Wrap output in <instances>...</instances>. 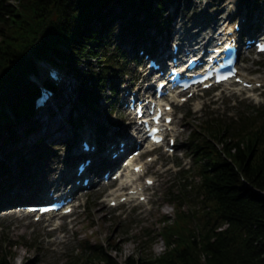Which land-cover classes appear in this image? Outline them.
Segmentation results:
<instances>
[{"label":"trees","instance_id":"trees-1","mask_svg":"<svg viewBox=\"0 0 264 264\" xmlns=\"http://www.w3.org/2000/svg\"><path fill=\"white\" fill-rule=\"evenodd\" d=\"M166 1L0 0V102L5 90L20 88L37 71L38 61L57 58L75 78V105L99 113L105 98L110 113L116 106L110 99L128 73V56L113 42L114 22L121 19L128 32L138 34L151 24L165 30ZM28 93L9 111H0L1 141L18 145L19 129L26 136L42 131L45 123L35 115L39 90L33 85ZM192 148L198 180L172 193L176 219L163 220L156 235L164 239L165 251L154 253L149 234L148 252L129 255L124 264H264V126L253 121L231 132L208 126L194 133ZM14 150L11 157L20 154ZM8 171L0 159V179ZM182 197L195 199L190 203L198 208L197 216L182 210ZM84 245L83 264H120L101 243L87 239ZM118 248L110 242L109 250ZM7 256L0 255V264H10Z\"/></svg>","mask_w":264,"mask_h":264},{"label":"rangeland","instance_id":"rangeland-1","mask_svg":"<svg viewBox=\"0 0 264 264\" xmlns=\"http://www.w3.org/2000/svg\"><path fill=\"white\" fill-rule=\"evenodd\" d=\"M252 1L250 0V7H253ZM230 3L231 0H168L166 2L167 11L163 19L168 31L164 33L156 27L149 29L144 34L148 41L147 46L149 48L154 47L157 55L160 54L163 48L171 53V40L175 37L177 28L181 26L186 29L193 28L192 32H195L196 25L199 23H202L205 27L216 26L215 15L222 13L227 17L230 16L233 11V5ZM263 3L264 1L260 5ZM260 13L263 14L264 12L261 11ZM237 18V15L231 17L232 21L230 23L236 22V20L239 21ZM212 19L213 21H210V24L207 25V20ZM114 25L113 42L115 47L119 45L121 49L127 52L129 57L131 55L129 59L132 60L133 53H129L126 47L130 39H133L137 33H129L124 21L121 19L116 20ZM210 29L207 28L205 33ZM160 34L165 37L161 39ZM150 42H154L153 46ZM141 49L142 47L134 54V58L138 63H141V67L138 68L133 61H128L129 73L136 78V82H140L144 78L145 74L142 71L148 63L144 55L139 54ZM248 56H243L245 61L241 64L242 68L247 73H256L257 69L261 67H258L256 63L252 64ZM42 65L43 63L40 62L37 64L43 70ZM262 67L264 69V57ZM71 75L70 73L68 85L71 83ZM260 75L263 76L261 79H264V70L261 74L255 76ZM31 81V78L24 79L20 88L5 90L4 102L0 104V111L2 108L5 112L9 111L12 105L19 102L20 97L27 95L29 87L33 86ZM72 82L74 81L72 80ZM151 84L150 92L152 91ZM126 85H129V83H126ZM147 85L149 86V84H144L142 87H148ZM66 92V95H69V89ZM66 95L65 93L61 95V100L66 102L64 106H60L59 111H56L55 115L53 114L54 116L43 118L45 124L41 132L25 136L19 129L18 134L22 137V141L18 145L10 141L6 143L3 139V141L0 140V158L2 160L6 159L7 165L10 167L9 178L25 182L28 187H33L31 185L32 181L37 186H44L52 179H57L59 169L65 167L61 161L65 153L74 150L76 147L81 148L84 128L90 129L94 134L93 138L101 144L100 140L102 139L98 135L97 128L110 129L104 135L105 138L109 139L110 136L115 137L118 132L123 131V128L131 121L130 119H134V115L129 113L123 103L118 104L114 113H103L97 116L93 115V112L80 107L81 118L83 119V124L80 126L82 127L84 123L86 126L79 129L81 127L75 125L73 128L70 127L66 130L62 125V121L67 120L71 113L73 116H79V113L75 112L72 97L68 98ZM110 100L112 101V99ZM262 100H264V93L255 100H247L244 96L233 94L229 88L224 87L223 91L219 89L216 92L205 93L201 99L203 108L200 111H197L195 106L191 104L178 107V120L181 119L180 123H185L183 127L186 129L179 139L178 154L184 153L186 156L191 157L192 155L186 150V146L190 145V143L188 144L190 132L203 133L208 126L220 125L230 132L235 127L251 124L253 121L264 126V102ZM101 103L106 106L105 100H102ZM103 110H106V108ZM184 114L185 117L182 119ZM119 123L124 124L120 130L114 128L118 127ZM46 131L49 135L45 134ZM73 135L80 136L74 137ZM16 148L19 149L20 154L14 158L9 157V154L13 153ZM22 153L25 157L21 155ZM172 161L173 159L168 158L164 164ZM74 164L68 163V165L73 166ZM177 176L172 171L156 174L158 186L155 190L154 208L151 211L145 209L131 210L127 206L113 209L103 202L104 196L99 193L102 191L99 190L100 186H103L104 190L107 187L96 184L88 193V197L85 195L87 212L84 213L82 208L77 209L76 215L80 216L76 219L78 225H74V227L67 220L62 221V219L55 216L36 223L29 217H24L23 213H14L13 210L11 214L7 215L6 212L1 211L0 255L8 253L6 261L10 264H82L85 261L86 252L83 241L89 236L95 244L99 242L108 247L109 242L116 243L119 247L118 251H112V254L121 262L129 255L139 256L141 252H148L147 244L144 243L148 238L146 235L147 230L153 234H155L154 231H160L162 228L160 219L163 216H168L171 221L176 219L174 207L169 201L171 197L168 194L178 192ZM30 177L33 178L30 179ZM188 180L192 181V178ZM14 200L15 198L11 199L10 202ZM185 203L183 210L186 212L191 211L192 204L187 200ZM153 240L154 253L156 255L162 254L166 248L164 241L160 237L153 238Z\"/></svg>","mask_w":264,"mask_h":264},{"label":"bare ground","instance_id":"bare-ground-1","mask_svg":"<svg viewBox=\"0 0 264 264\" xmlns=\"http://www.w3.org/2000/svg\"><path fill=\"white\" fill-rule=\"evenodd\" d=\"M203 31V29L200 31V32H202ZM147 92H149L148 90H147ZM62 138V137H61ZM77 150V152H78V154L80 153V150L77 148L76 149ZM114 196H115V194H113ZM118 198V197H117Z\"/></svg>","mask_w":264,"mask_h":264},{"label":"snow or ice","instance_id":"snow-or-ice-1","mask_svg":"<svg viewBox=\"0 0 264 264\" xmlns=\"http://www.w3.org/2000/svg\"><path fill=\"white\" fill-rule=\"evenodd\" d=\"M150 182V181H149Z\"/></svg>","mask_w":264,"mask_h":264}]
</instances>
